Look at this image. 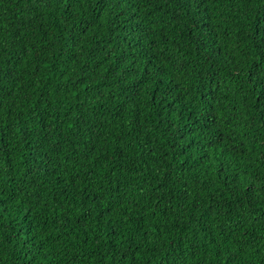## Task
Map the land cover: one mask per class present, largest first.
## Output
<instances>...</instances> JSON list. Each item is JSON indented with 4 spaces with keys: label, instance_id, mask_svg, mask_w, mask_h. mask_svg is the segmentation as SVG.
Listing matches in <instances>:
<instances>
[{
    "label": "trees",
    "instance_id": "1",
    "mask_svg": "<svg viewBox=\"0 0 264 264\" xmlns=\"http://www.w3.org/2000/svg\"><path fill=\"white\" fill-rule=\"evenodd\" d=\"M0 264H264V0H0Z\"/></svg>",
    "mask_w": 264,
    "mask_h": 264
}]
</instances>
